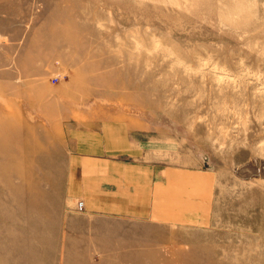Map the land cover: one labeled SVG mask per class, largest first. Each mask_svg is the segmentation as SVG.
Instances as JSON below:
<instances>
[{
    "label": "rangeland",
    "instance_id": "374dc122",
    "mask_svg": "<svg viewBox=\"0 0 264 264\" xmlns=\"http://www.w3.org/2000/svg\"><path fill=\"white\" fill-rule=\"evenodd\" d=\"M101 121L154 169L135 232L64 194L71 131ZM252 164L264 0H0V231L24 236L0 264H264V176L235 170Z\"/></svg>",
    "mask_w": 264,
    "mask_h": 264
},
{
    "label": "crops",
    "instance_id": "0c3cea01",
    "mask_svg": "<svg viewBox=\"0 0 264 264\" xmlns=\"http://www.w3.org/2000/svg\"><path fill=\"white\" fill-rule=\"evenodd\" d=\"M71 132L64 185L67 200L82 201L80 211L101 222L117 220L131 227L129 223L151 216V203L157 200L155 173L134 132L110 121ZM127 230L135 232L136 227ZM142 235L144 251L145 229Z\"/></svg>",
    "mask_w": 264,
    "mask_h": 264
},
{
    "label": "bare ground",
    "instance_id": "6f19581e",
    "mask_svg": "<svg viewBox=\"0 0 264 264\" xmlns=\"http://www.w3.org/2000/svg\"><path fill=\"white\" fill-rule=\"evenodd\" d=\"M8 158H10V157H8ZM263 163V162H262ZM10 166V165H9ZM248 166V165H247ZM2 167V166H1ZM8 167V166H7ZM3 168V167H2ZM3 170H5V169H0V183H2L4 180H3V178H4V176H3ZM235 170L236 171H238V173H239V175L241 174V175H244V174H246V173H249V172H251V171H255V172H260V173H262L263 174V176H264V164H262V166L261 165H257L256 164V166L254 165V164H252V167L250 166V169L249 168H246V167H241V168H235ZM6 171V170H5ZM4 171V172H5ZM8 172H10V171H8L7 170V172H5V179L8 181H10L11 183H12V181H11V176L8 174ZM13 172V171H12ZM259 175V174H258ZM8 190H6V192H7ZM15 193V192H14ZM5 194V193H4ZM13 194V191H9L8 192V195L10 196V198H12V195ZM1 201V200H0ZM1 215V214H0ZM0 217H2V216H0ZM2 231H4V230H2ZM2 231H0V247H8V246H14V244H15V246H17V244L19 243V242H21L22 240H24V236H22V235H19V233H17V232H15V231H13V230H10L9 231V233L7 232V233H2ZM17 236L19 237V238H17ZM17 238V239H16Z\"/></svg>",
    "mask_w": 264,
    "mask_h": 264
},
{
    "label": "built area",
    "instance_id": "2783aa9c",
    "mask_svg": "<svg viewBox=\"0 0 264 264\" xmlns=\"http://www.w3.org/2000/svg\"><path fill=\"white\" fill-rule=\"evenodd\" d=\"M78 210H82L83 209V203L82 201H78L77 202V207H76Z\"/></svg>",
    "mask_w": 264,
    "mask_h": 264
}]
</instances>
